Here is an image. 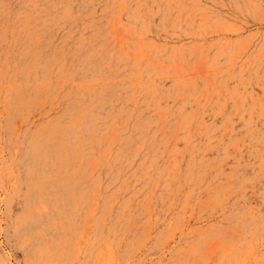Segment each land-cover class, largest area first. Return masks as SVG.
<instances>
[{
  "label": "rangeland",
  "instance_id": "obj_1",
  "mask_svg": "<svg viewBox=\"0 0 264 264\" xmlns=\"http://www.w3.org/2000/svg\"><path fill=\"white\" fill-rule=\"evenodd\" d=\"M0 264H264V0H0Z\"/></svg>",
  "mask_w": 264,
  "mask_h": 264
}]
</instances>
